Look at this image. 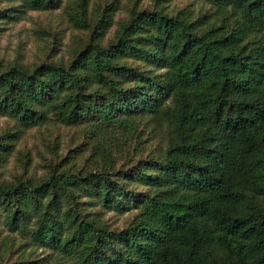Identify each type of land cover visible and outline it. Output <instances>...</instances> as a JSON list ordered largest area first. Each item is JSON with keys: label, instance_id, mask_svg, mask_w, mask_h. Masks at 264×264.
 Here are the masks:
<instances>
[{"label": "trees", "instance_id": "1", "mask_svg": "<svg viewBox=\"0 0 264 264\" xmlns=\"http://www.w3.org/2000/svg\"><path fill=\"white\" fill-rule=\"evenodd\" d=\"M147 1L0 0V264H264V0Z\"/></svg>", "mask_w": 264, "mask_h": 264}, {"label": "rangeland", "instance_id": "2", "mask_svg": "<svg viewBox=\"0 0 264 264\" xmlns=\"http://www.w3.org/2000/svg\"><path fill=\"white\" fill-rule=\"evenodd\" d=\"M147 2H150L148 0ZM6 3H2V6ZM177 5H180L177 3ZM43 22L44 25L57 24L59 19L51 15H45L35 12H30L23 20L15 25H7L6 30L0 37V59L13 60L19 53L23 54L25 61L33 62L39 54L41 45L33 39L32 28H34L35 22ZM9 123L6 119L0 118V135L3 134ZM56 136H61L62 141L70 139V131H57L54 133V141ZM30 141L33 142L35 138L30 136ZM33 138V139H32ZM5 179H12L14 175L20 174L22 169L12 162L3 169ZM4 179V178H3ZM123 219V218H121Z\"/></svg>", "mask_w": 264, "mask_h": 264}]
</instances>
